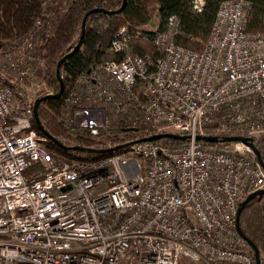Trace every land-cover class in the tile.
I'll use <instances>...</instances> for the list:
<instances>
[{
	"label": "built area",
	"instance_id": "2783aa9c",
	"mask_svg": "<svg viewBox=\"0 0 264 264\" xmlns=\"http://www.w3.org/2000/svg\"><path fill=\"white\" fill-rule=\"evenodd\" d=\"M203 8L191 0L195 15ZM250 10L221 2L201 53L177 45L175 16L144 30L157 57L133 54L120 29L109 51L122 60L94 66L66 92L65 132L186 141L130 143L94 162L54 159L32 128L34 102L57 93L43 79L40 22L0 49V264H255L236 214L264 191V170L250 148L223 141L254 147L264 137V33L245 31ZM209 135L221 140H197Z\"/></svg>",
	"mask_w": 264,
	"mask_h": 264
},
{
	"label": "trees",
	"instance_id": "16d2710c",
	"mask_svg": "<svg viewBox=\"0 0 264 264\" xmlns=\"http://www.w3.org/2000/svg\"><path fill=\"white\" fill-rule=\"evenodd\" d=\"M223 1L226 0H203L202 14L195 15L191 11V0H126L120 14L107 15L106 13L118 11L123 0H66L65 4L57 5L58 8L55 6L52 9L50 6L47 11L44 9V0H0V49L13 46L32 30L36 22H40L47 32L40 48L44 65L43 79L55 92L58 91L57 64L81 41L80 48L60 68L64 84L62 97L41 103L37 108V123L32 122V128L47 153L54 159L94 162L126 152L128 148L125 147L102 154L87 151L109 150L129 145L142 138L140 132L125 129L115 138L102 134L94 136L88 131H81L72 136L67 134L60 122L64 113L63 100L66 92L75 79L94 66L122 60L121 55L109 51L111 40L122 28L127 29L131 36L130 50L133 54L141 57L144 55L157 57L158 53L151 39H143L147 34L143 28L152 18V9H156L159 16L157 31L163 30L168 17L175 16L179 20L181 32V37L176 41L177 45L201 53L210 34L217 9ZM245 1L251 7L245 31L252 34L264 33V0ZM46 12L55 16L49 25L45 19ZM84 19H86L84 36L81 40ZM149 138H154L152 143L157 146L174 147L182 144L179 141L162 138L161 134ZM207 139L221 140L211 135ZM254 149L264 169V137L258 139ZM238 226L244 238L257 249L260 264H264V197L251 200L243 208Z\"/></svg>",
	"mask_w": 264,
	"mask_h": 264
},
{
	"label": "water",
	"instance_id": "95a60500",
	"mask_svg": "<svg viewBox=\"0 0 264 264\" xmlns=\"http://www.w3.org/2000/svg\"><path fill=\"white\" fill-rule=\"evenodd\" d=\"M125 2L126 0H123V3H122V6L121 8L116 11V12H112V13H106L107 15H114V14H120L125 6ZM93 12H96V11H93ZM87 18V16L85 17ZM85 20L83 21V24H82V27H81V40L84 36V29H85ZM81 46V41H79L78 45L72 50L71 53H69L68 55H66L58 64H57V67H56V80L58 82V91L57 93L54 95V96H51V97H44V98H40V99H37L35 102H34V105H33V114H34V121L37 123V108L38 106L47 101V100H51V99H59L62 97L63 93H64V84H63V81H62V78H61V74H60V68L62 66V64L69 58L71 57ZM162 138H165V139H170V140H173V141H179V142H184L186 141V138L185 137H179V136H176V135H171V134H162L161 135ZM53 143H57L56 141H54L53 139H50ZM154 138H144V139H140L138 141H136L135 143H131L132 144H139V143H150V142H153ZM198 141H204V142H216V141H209L207 138H198L197 139ZM224 142H227V143H241L245 146H247L248 148H250L256 158H258V154L257 152L255 151L254 147L251 145V143L249 141H247L246 139H241V138H226L223 140ZM58 144V143H57ZM123 148V146H120V147H116V148H113V149H109V150H98V151H87L88 153H93V154H102V153H110V152H114L116 150H119ZM75 150H78V151H84L83 149H75ZM263 168V167H262ZM264 170V169H263ZM264 197V191H258L252 195H250L249 197H247L246 199H244L243 201H241L238 205V209H237V214H236V229H237V232L238 234L240 235V237L250 246L253 254H254V260H255V264H260V261H259V254H258V251L257 249L252 245L251 242H249L248 240H246L244 238V236L241 234L240 230H239V226H238V223H239V217H240V214L243 210V208L253 199L255 198H263Z\"/></svg>",
	"mask_w": 264,
	"mask_h": 264
},
{
	"label": "rangeland",
	"instance_id": "374dc122",
	"mask_svg": "<svg viewBox=\"0 0 264 264\" xmlns=\"http://www.w3.org/2000/svg\"><path fill=\"white\" fill-rule=\"evenodd\" d=\"M61 2V1H66V0H53L52 2H53V4H52V7H51V9L53 8V7H55V6H61V4H58V2ZM50 4V3H49ZM49 4H48V6H49ZM58 6H57V8H58ZM48 14V13H47ZM151 14H152V18H151V20H150V22L148 23V25L147 26H145L144 28H143V30H145V31H155V30H157V28H158V24H159V16H158V14H157V12H156V9H152V11H151ZM53 13H50V16H51V19H55V16L53 15ZM53 22V21H52ZM51 89H53L52 87H51ZM64 113H62V115H63ZM61 115V116H62ZM178 264H193V263H191V262H189L186 258H183V257H181L180 259H179V261H178Z\"/></svg>",
	"mask_w": 264,
	"mask_h": 264
}]
</instances>
